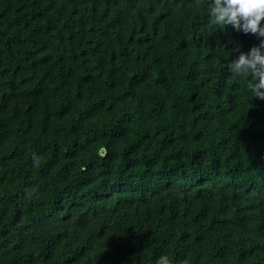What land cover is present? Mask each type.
<instances>
[{
  "label": "trees",
  "instance_id": "1",
  "mask_svg": "<svg viewBox=\"0 0 264 264\" xmlns=\"http://www.w3.org/2000/svg\"><path fill=\"white\" fill-rule=\"evenodd\" d=\"M260 40L207 0H0V264H264V100L228 69Z\"/></svg>",
  "mask_w": 264,
  "mask_h": 264
},
{
  "label": "clouds",
  "instance_id": "2",
  "mask_svg": "<svg viewBox=\"0 0 264 264\" xmlns=\"http://www.w3.org/2000/svg\"><path fill=\"white\" fill-rule=\"evenodd\" d=\"M206 3V0H204ZM211 22L224 28L231 25L237 31L251 33L261 38L260 44L251 48L249 53L241 52L238 59L228 63V69L236 76L250 77L246 88L264 100V0H207ZM34 162L39 160L33 154ZM155 264H172L167 255H161ZM179 264H189L187 259Z\"/></svg>",
  "mask_w": 264,
  "mask_h": 264
}]
</instances>
